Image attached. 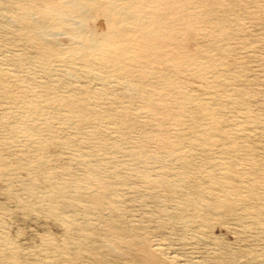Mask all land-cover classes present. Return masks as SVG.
<instances>
[{"label":"rangeland","instance_id":"rangeland-1","mask_svg":"<svg viewBox=\"0 0 264 264\" xmlns=\"http://www.w3.org/2000/svg\"><path fill=\"white\" fill-rule=\"evenodd\" d=\"M69 1L0 0V264H264V0Z\"/></svg>","mask_w":264,"mask_h":264},{"label":"bare ground","instance_id":"bare-ground-1","mask_svg":"<svg viewBox=\"0 0 264 264\" xmlns=\"http://www.w3.org/2000/svg\"><path fill=\"white\" fill-rule=\"evenodd\" d=\"M93 1L95 0H70L67 3L61 2L57 6L51 5L47 7V11L54 20L55 27L66 25L67 16L73 13H87V16H90L96 10L102 11L108 19L106 29L101 35L92 32H87L84 36L75 35L74 38L78 43V48L86 52L94 45L105 48L110 47V44L114 43L126 52L133 49L139 53L137 54V58H140L143 50L141 47L135 48L133 44H130L128 35L131 34L130 36H132V34L139 31L143 33L157 31V23L145 25V27L141 26L137 29H132L129 26V24H141L145 20V12L142 6L138 5V0H96L95 6L93 5ZM147 26H150L151 29L147 30ZM139 92H143V90L137 88V93ZM145 93H142L141 97L150 101L154 100L151 95H146Z\"/></svg>","mask_w":264,"mask_h":264}]
</instances>
